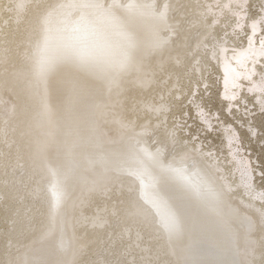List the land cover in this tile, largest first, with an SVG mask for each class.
Here are the masks:
<instances>
[{"label": "bare ground", "instance_id": "1", "mask_svg": "<svg viewBox=\"0 0 264 264\" xmlns=\"http://www.w3.org/2000/svg\"><path fill=\"white\" fill-rule=\"evenodd\" d=\"M255 112L264 0H0V264H264Z\"/></svg>", "mask_w": 264, "mask_h": 264}, {"label": "rangeland", "instance_id": "2", "mask_svg": "<svg viewBox=\"0 0 264 264\" xmlns=\"http://www.w3.org/2000/svg\"><path fill=\"white\" fill-rule=\"evenodd\" d=\"M253 12L255 13L254 10H253ZM215 68L216 67L214 65V70L212 72L215 73V75H213L211 77L213 85L210 87L211 88L210 92L207 93V94H209V98H208L207 94L204 97V104L207 107L208 111H212L214 108L217 109V115L218 116L214 117L213 119H221L222 122H226L228 120L229 121L231 120V122L233 123L234 121L232 120V117L229 115V112H226L223 109L224 103H219L220 100L217 99V96H215V95L218 94V91H219L218 90L219 89V81H218L219 78L216 75L217 69H215ZM206 98H208L209 100L208 99L206 100ZM188 107H189V105H187V111H189L188 113H190V114L189 115L188 114H184L182 117L186 118V119H184V122L191 121V120L193 121L192 124L188 125V128L194 130L195 128H197L196 126H193L194 122H195V118L194 117H190V115L195 116V114H192L191 108H188ZM253 109L254 108L251 107L247 111L253 110ZM232 110L235 111L237 109L231 108L230 111H232ZM251 116L253 118V121L251 123L255 124L258 129H260V127H261V129L256 133L257 137L251 135V138H249V136H250L249 131L245 130L246 129L245 127L244 128L240 127L241 125H238L236 122H235V124H237V126H235V124H234V126L238 128L239 135L241 134L239 136V138H241L240 141L242 143L240 142L239 144H243V147L245 148V150L248 149L247 150V157L255 156V160L257 161V163L253 164L254 167H255L254 170H253L254 173H255V178H258V180H259L257 182V184H260V185L264 186V121L261 122L262 119H264V118H262L261 114L259 115L258 112L257 113L255 112ZM224 120H226V121H224ZM217 126H218L217 123L213 124V127H217ZM220 131H221V128H219V130H217L215 132L216 136L215 135H211L210 131L209 132L199 133V135L196 136L195 139H199V136H200L202 142H204L203 143V147L209 148L212 145L213 148L216 149V151H217V150H219V147L221 146V142H222V140H219V138H218V136H220V135H218ZM188 134L189 133L186 132L185 134H183L184 136H181V133H180V136L181 137H188ZM247 134H249V136H246ZM207 137L210 138V139H207ZM259 139L261 140L260 141L261 142L260 146H259V141H258ZM205 141H206V143H205ZM245 141L246 142L248 141L249 143L247 144ZM239 148H241V146H239ZM221 151H223V150H221ZM244 154H245V152H243V155ZM257 169H259L263 174L262 173L261 174L256 173V172H258ZM99 186H102V185H99Z\"/></svg>", "mask_w": 264, "mask_h": 264}, {"label": "water", "instance_id": "3", "mask_svg": "<svg viewBox=\"0 0 264 264\" xmlns=\"http://www.w3.org/2000/svg\"><path fill=\"white\" fill-rule=\"evenodd\" d=\"M186 197V196H185ZM183 207V209H184V207L185 206H182ZM222 215H223V219H224V221L226 222V224L224 223V224H222L223 226H228L227 228H229V222H232L233 221V219H232V217L231 218H227V217H225L224 216V213H222ZM231 219H232V221H231ZM231 224V223H230ZM231 233H232V235H234V232L231 230Z\"/></svg>", "mask_w": 264, "mask_h": 264}, {"label": "snow or ice", "instance_id": "4", "mask_svg": "<svg viewBox=\"0 0 264 264\" xmlns=\"http://www.w3.org/2000/svg\"><path fill=\"white\" fill-rule=\"evenodd\" d=\"M234 98V97H233Z\"/></svg>", "mask_w": 264, "mask_h": 264}]
</instances>
